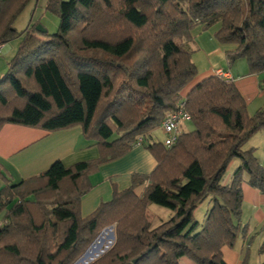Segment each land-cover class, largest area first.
<instances>
[{"label":"trees","instance_id":"1","mask_svg":"<svg viewBox=\"0 0 264 264\" xmlns=\"http://www.w3.org/2000/svg\"><path fill=\"white\" fill-rule=\"evenodd\" d=\"M31 1L0 0V46L22 38L0 79V130L79 126L99 156L70 167L55 162L16 184L0 164V264H74L108 227L112 245L90 264H226L222 248L246 233L239 223L243 175L264 195V169L244 149L264 130V106L250 116L236 86L216 75L185 97L182 91L198 75L189 45L198 25H218L215 40L234 46L228 66L244 59L250 75L264 72V0H47L57 31L39 33L29 23L18 32L15 22ZM181 100L192 130L181 129L169 149L146 143ZM138 138L154 170L133 174L127 189L113 188L109 201L82 217L89 177ZM206 201L199 224L194 212ZM152 204L172 212L157 227L148 219ZM259 253L264 264V245Z\"/></svg>","mask_w":264,"mask_h":264},{"label":"crops","instance_id":"2","mask_svg":"<svg viewBox=\"0 0 264 264\" xmlns=\"http://www.w3.org/2000/svg\"><path fill=\"white\" fill-rule=\"evenodd\" d=\"M214 26H217L218 30L219 26ZM195 31L201 33L205 30L201 25L196 26L192 31L193 39ZM191 43L193 42L191 41ZM210 43L214 45L215 50H203L210 64L207 65L206 71L198 73L190 85L182 91V97H185L192 86L221 71L230 75L232 78L231 82L246 101L248 114L252 116L258 109L264 106V73L250 75L244 59H238L232 66H228L225 54L232 51L234 46L214 44L215 42L211 38ZM6 47V45H3L0 46V49ZM192 62L197 68L200 58L194 57L192 54ZM186 126L184 124L182 129L184 130ZM159 131L162 132L159 127L152 131L146 143H151L153 141V133ZM262 147H264V130L252 136L245 144L244 149H253L254 156L264 169V152L258 155L260 149L264 150ZM98 156L99 152L94 142L85 140L82 129L79 126L52 133L12 124L4 125L0 130V164L11 177L14 184L43 174L55 162H60L65 167H70L79 162L95 160ZM234 163L235 166L230 175H232L233 170L239 165V161L235 160ZM156 164V160L144 148V145H133L132 149L122 157L101 165L97 172L89 177L92 188L81 198V216L87 217L101 202L109 201L113 188L118 191L127 189L130 186L133 174H150L156 167ZM230 182L231 176L228 178L227 183ZM144 187H139L136 193L138 195L141 194ZM0 188H3L1 181ZM241 189L243 202L248 200L246 201L247 205H250L249 222L251 228L248 229L249 233L245 239L242 238L240 240L238 238L236 240L234 247L222 248L223 259L226 264H244L245 252L248 251L247 264H262L263 257L260 255L259 249L264 245V195L257 189L248 186L245 174L242 177ZM204 203H207L208 210L210 204L207 201ZM260 228H262V233L253 240L249 249L245 250L246 245H248V239ZM179 264L194 263L186 258H181Z\"/></svg>","mask_w":264,"mask_h":264},{"label":"rangeland","instance_id":"3","mask_svg":"<svg viewBox=\"0 0 264 264\" xmlns=\"http://www.w3.org/2000/svg\"><path fill=\"white\" fill-rule=\"evenodd\" d=\"M46 3H47V0H33V1H31L17 19V22L15 24L17 31L21 32L28 26L29 23H34V24H36V26H40L48 34H52V33L56 32L57 28H58V24H59L58 17L55 14H52V13L47 12L45 10ZM216 31H217V26H211L210 28L206 29L205 31H203L201 33H199L198 31H195L194 32V39L192 40L193 43L189 44L190 48L193 50V56L200 58V63L197 66V71L199 74L206 71L207 65L210 64L209 59H207L205 52L203 50H208V51L209 50L210 51L215 50L214 45L212 43H210V38H211V40H213L215 42L214 44H219L214 38V34ZM21 40H22L21 37L16 38L13 41H11L10 43L6 44V46H7L6 48L0 49V79L4 75V73L7 71L8 63L11 60V58L13 57V55L16 53V51H17V49L21 43ZM200 64H201V66H200ZM199 66H200V68H198ZM186 125L187 126L184 130L190 131V129H192L191 123H186ZM159 129H160V127H159ZM164 137H165V135H163L162 132L159 131V132L153 133L152 140H153V142H161L162 143L164 140ZM262 148H264V147H262ZM261 152H264V150L260 149L258 155H260ZM234 162L230 165V167L226 171L225 176H224L223 181H222L223 184H226L228 181V178L231 176L230 175L231 171L235 166ZM0 181L2 182L1 179H0ZM246 201H248V200H245L242 203V214H241V218H240V222H239L241 227L246 228L245 229L246 233L240 234L238 236V238L240 240L242 238L245 239L246 235L249 233L248 229L251 228V224L249 222L250 221L249 220L250 219V216H249L250 205H247ZM207 207H208L207 203H204L202 206H199L196 209V211L194 212V219L197 222H199V223L203 222V220L205 218V213H206ZM2 214L3 213H0V222H2V220H1ZM147 214H148V219L150 221L151 226L155 227L159 223L166 221L172 215V212L166 208L152 204L148 207ZM253 227H254V225H253ZM261 229L262 228H260L257 232L253 233L252 236L248 239V245H246L245 250L249 249L253 240L256 239L258 237V235H260L262 233ZM112 233H113L112 227H108V228L103 229L101 231V233L99 234L98 238L96 239V241L86 251V252H88V255L79 264H90L95 259H97L102 253H104L112 245V242L114 239V238L110 237V235ZM263 235H264V231H263ZM85 253L74 264H76L81 258H83ZM245 255H246V252H245Z\"/></svg>","mask_w":264,"mask_h":264},{"label":"built area","instance_id":"4","mask_svg":"<svg viewBox=\"0 0 264 264\" xmlns=\"http://www.w3.org/2000/svg\"><path fill=\"white\" fill-rule=\"evenodd\" d=\"M215 75L226 81H231L232 79L228 73H223L221 71L216 72ZM183 105V100H181L178 104V108L175 111L168 113L160 123L159 127L165 135L163 145L167 149L174 146V144L177 142L182 126L190 122V117L184 111ZM142 142L143 139L138 138L135 145H140Z\"/></svg>","mask_w":264,"mask_h":264},{"label":"water","instance_id":"5","mask_svg":"<svg viewBox=\"0 0 264 264\" xmlns=\"http://www.w3.org/2000/svg\"><path fill=\"white\" fill-rule=\"evenodd\" d=\"M35 30H36L37 32H39V33H45V32H46V31L43 30L40 26H36V27H35ZM110 237L114 238L113 233L110 235ZM87 255H88V252H86L85 255H84V257L81 258L76 264H79L80 262H82L83 259H84Z\"/></svg>","mask_w":264,"mask_h":264},{"label":"bare ground","instance_id":"6","mask_svg":"<svg viewBox=\"0 0 264 264\" xmlns=\"http://www.w3.org/2000/svg\"><path fill=\"white\" fill-rule=\"evenodd\" d=\"M98 247V246H97ZM91 259V258H90ZM90 261V260H89Z\"/></svg>","mask_w":264,"mask_h":264}]
</instances>
